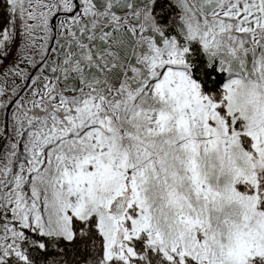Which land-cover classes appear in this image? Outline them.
Returning <instances> with one entry per match:
<instances>
[{
    "label": "snow or ice",
    "instance_id": "6c2138e0",
    "mask_svg": "<svg viewBox=\"0 0 264 264\" xmlns=\"http://www.w3.org/2000/svg\"><path fill=\"white\" fill-rule=\"evenodd\" d=\"M0 264H264V0H0Z\"/></svg>",
    "mask_w": 264,
    "mask_h": 264
}]
</instances>
